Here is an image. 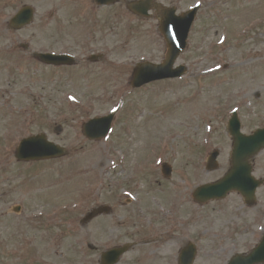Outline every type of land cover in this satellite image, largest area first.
Listing matches in <instances>:
<instances>
[{
	"label": "rangeland",
	"instance_id": "obj_1",
	"mask_svg": "<svg viewBox=\"0 0 264 264\" xmlns=\"http://www.w3.org/2000/svg\"><path fill=\"white\" fill-rule=\"evenodd\" d=\"M160 1L180 11L202 3L177 63L189 72L134 90L135 65L165 58L156 20L131 14L124 2L103 9L94 0H0V264H96L99 242L124 241L135 230L154 236L144 222L154 213L190 224L194 264H225L261 240L264 187L252 207L236 193L199 205L193 192L228 172L234 111L244 133L264 127V0ZM26 5L36 10L33 24L9 30ZM40 52L72 54L77 63L45 66L34 57ZM92 55L103 58L89 62ZM111 113L109 136L88 141L82 125ZM42 133L67 154L18 162L19 142ZM215 150L219 166L209 172ZM254 167L264 178V151ZM105 205L108 215L83 223ZM159 241L147 244L169 253Z\"/></svg>",
	"mask_w": 264,
	"mask_h": 264
},
{
	"label": "water",
	"instance_id": "obj_2",
	"mask_svg": "<svg viewBox=\"0 0 264 264\" xmlns=\"http://www.w3.org/2000/svg\"><path fill=\"white\" fill-rule=\"evenodd\" d=\"M100 4L114 3L116 0H98ZM195 12L184 19L176 18L173 14L167 17L161 28L168 42V54L165 63L156 66L150 63L139 64L136 68L133 86L142 87L145 84L156 80L173 79L182 77L187 69L180 67L176 70L173 66L182 52L187 47V39L190 31L191 21ZM33 19V10L23 9L14 19L12 26L20 28L29 24ZM45 62L56 64H70L71 57L41 55L39 56ZM113 116L105 119H96L84 126V133L90 140H100L105 138L110 132ZM229 133L233 137L232 169L229 174L220 182L214 185L204 186L195 192V199L201 203L214 199H223L229 192L238 191L250 201H255V192L263 182L256 181L252 177V166L249 160L259 154L264 148V129L256 131L252 136H246L241 133V123L237 114H234L229 123ZM67 152L50 143L45 136H37L24 140L18 149L17 158L20 161H39L49 160L65 156ZM219 153H214L209 162V169L217 166L216 159ZM166 168V167H165ZM166 174L170 173L167 168ZM96 213L91 212L86 221L91 220ZM264 263V239L260 246L245 259L236 257L231 264H256Z\"/></svg>",
	"mask_w": 264,
	"mask_h": 264
},
{
	"label": "flooded vegetation",
	"instance_id": "obj_3",
	"mask_svg": "<svg viewBox=\"0 0 264 264\" xmlns=\"http://www.w3.org/2000/svg\"><path fill=\"white\" fill-rule=\"evenodd\" d=\"M154 221H159L160 223H155ZM146 223L152 227V235L154 236L146 238L141 234L140 230H135L131 238H125L124 241L115 242L113 239L108 238L107 241L99 242L93 246L94 252L96 251V257L94 256L95 263L101 264L104 259V254L109 250L127 246V253L119 258L117 264H122L123 261L124 264H186L181 259V256L184 251L191 250L189 247L190 237L186 232L189 231L188 225L180 222L179 219L168 218L149 220ZM111 226L114 228L116 224ZM155 226H163V228L156 229ZM127 234L130 236L129 233ZM157 237H160L158 243H162L166 248H170L169 253L161 251L160 249H153L151 244H147V240ZM112 242H114V245Z\"/></svg>",
	"mask_w": 264,
	"mask_h": 264
}]
</instances>
